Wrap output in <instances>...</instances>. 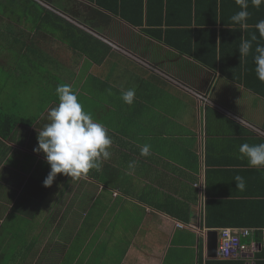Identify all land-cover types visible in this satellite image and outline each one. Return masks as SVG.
<instances>
[{
    "label": "crops",
    "instance_id": "obj_1",
    "mask_svg": "<svg viewBox=\"0 0 264 264\" xmlns=\"http://www.w3.org/2000/svg\"><path fill=\"white\" fill-rule=\"evenodd\" d=\"M230 25L209 27H240ZM145 27L90 0H0V111L17 119L10 136H0V232L8 219L20 221L1 239L16 247L0 264H264L254 236L240 258L207 252L210 229L264 231V167L239 153L243 143H264L254 58L242 57L249 74L237 80L220 67L219 33L215 64L213 53H202L209 64ZM226 52V62L238 55ZM17 74L34 80L20 88L41 93L37 113L16 95L7 101ZM64 83L108 129L111 157L99 171L58 174L45 187L50 165L34 148ZM128 89L136 93L131 105L121 98ZM207 212L219 226H207Z\"/></svg>",
    "mask_w": 264,
    "mask_h": 264
},
{
    "label": "trees",
    "instance_id": "obj_2",
    "mask_svg": "<svg viewBox=\"0 0 264 264\" xmlns=\"http://www.w3.org/2000/svg\"><path fill=\"white\" fill-rule=\"evenodd\" d=\"M95 1L98 5L121 15L124 19L136 26L147 27L144 30L152 36L165 41L166 43L192 53L198 59L206 61L210 64L208 59L205 60L204 54L213 53L214 64L218 46V33L221 37V58L220 67L226 75L242 79L245 75L248 77V72L243 68V58L240 57L238 51L241 43L242 29L240 27H222L219 30L215 27H209V25H216L218 22L223 26L233 24L231 16L240 11V6L236 3V0H90ZM250 13L247 19V29L245 30V36H248L251 40L255 35L257 39H260L259 32L256 29V24L260 20H264V0L257 8L248 0V9ZM236 25V24H234ZM239 26V25H238ZM264 40V38H262ZM256 44L253 41L252 51L245 60L249 61L254 58ZM233 49L238 55L235 56L230 62L224 60L226 51ZM226 63H225V62ZM213 64V63H211ZM248 64H245V67ZM255 65V64H254ZM245 71H244V70ZM255 77V75H254ZM262 83V89L256 91L264 94V81ZM16 120H12L7 113L0 111V136L7 139L12 130L14 129ZM18 208V202L15 205ZM208 209V203H207ZM207 212L206 223L207 226L214 228L219 225L214 223L209 218ZM17 225V223L15 224ZM262 225L261 227H263ZM3 227V226H1ZM260 227V228H261ZM257 243L263 240L262 230L259 229L255 235Z\"/></svg>",
    "mask_w": 264,
    "mask_h": 264
},
{
    "label": "clouds",
    "instance_id": "obj_3",
    "mask_svg": "<svg viewBox=\"0 0 264 264\" xmlns=\"http://www.w3.org/2000/svg\"><path fill=\"white\" fill-rule=\"evenodd\" d=\"M240 11L231 16L233 24L241 28L247 27V19L250 16L248 0H236ZM254 7H259L262 0H251ZM231 27V25H228ZM260 38H264V20L256 24ZM257 37L252 36L251 40L241 37L239 45L240 57H246L253 48V41ZM255 72L260 81H264V45L257 43L254 55ZM56 94L59 103L48 109L47 123L38 129V146L34 148L37 154L43 153L46 162L50 165V172L43 181L45 187L54 183L58 174H64L73 178L85 177L93 169L99 171L103 161L111 157L109 148L113 140L108 129L103 123L97 122L93 115L86 111L80 102L78 94L72 86L64 83L58 84ZM135 90L122 91L121 98L131 105L135 100ZM150 145L141 147L142 156L150 155ZM241 159H247L250 167H264V143L251 145L243 143L239 147ZM135 164L130 163L129 168ZM238 190L246 187L245 179L237 175L234 178Z\"/></svg>",
    "mask_w": 264,
    "mask_h": 264
},
{
    "label": "rangeland",
    "instance_id": "obj_4",
    "mask_svg": "<svg viewBox=\"0 0 264 264\" xmlns=\"http://www.w3.org/2000/svg\"><path fill=\"white\" fill-rule=\"evenodd\" d=\"M16 76H18L17 82H19V79H20L21 83L17 84V86H15V87H12L11 90L8 87L7 101L9 98L12 101V96L16 95V97H19V100H20V98L22 99V103L24 104L25 108H27L26 112L31 113V111H34L37 113V111H38L37 109H39L38 108L39 97L37 95L38 94L41 95V93L38 90H36L34 87H31L30 89H27V90L24 88H20L22 83L27 84L29 86L33 85L34 80H32V78H30L28 75H21L19 77V75L17 74ZM8 77H9V75H8ZM0 78H2L0 80L4 79V73L0 72ZM8 110H11V109L9 108ZM82 203L84 204V201H82ZM18 222H20V221H18V219H8L6 221V223L3 225V228H1L2 230L0 232V247H4V249L0 250V262H2L3 259H6L9 257V254L12 251V246L16 247V242L12 243V240H11L10 242L3 243L4 240H1V239L4 237H7V236H11L13 233H10V234L8 233L9 227L15 225L16 223L18 224ZM21 227H23V226H21Z\"/></svg>",
    "mask_w": 264,
    "mask_h": 264
},
{
    "label": "built area",
    "instance_id": "obj_5",
    "mask_svg": "<svg viewBox=\"0 0 264 264\" xmlns=\"http://www.w3.org/2000/svg\"><path fill=\"white\" fill-rule=\"evenodd\" d=\"M178 226H183V224L178 223ZM218 234V257L226 260L240 258L245 252L251 249V243L254 239L252 229L248 227L224 226L218 228ZM243 237H250L251 242H245ZM262 243L264 245V231ZM252 245L254 244L252 243Z\"/></svg>",
    "mask_w": 264,
    "mask_h": 264
},
{
    "label": "water",
    "instance_id": "obj_6",
    "mask_svg": "<svg viewBox=\"0 0 264 264\" xmlns=\"http://www.w3.org/2000/svg\"><path fill=\"white\" fill-rule=\"evenodd\" d=\"M218 229H210L207 233V252L209 257H218ZM259 245H262L261 243Z\"/></svg>",
    "mask_w": 264,
    "mask_h": 264
}]
</instances>
